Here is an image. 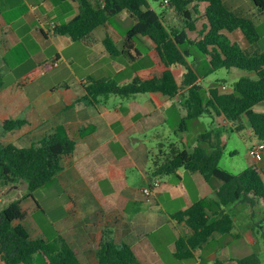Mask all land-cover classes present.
Returning <instances> with one entry per match:
<instances>
[{"label":"crops","instance_id":"0c3cea01","mask_svg":"<svg viewBox=\"0 0 264 264\" xmlns=\"http://www.w3.org/2000/svg\"><path fill=\"white\" fill-rule=\"evenodd\" d=\"M189 1L187 9L191 11L192 19L197 21V27L201 28L207 3ZM225 3L236 13L247 16L240 0H225ZM164 8L162 17L168 25L185 27L186 23L174 6ZM79 10L76 0H0V46L10 40L22 43L25 34H30L39 43L64 39L68 45H78L76 48L82 51L76 49L73 55H69V61H77L79 66L90 68L87 76L80 78L79 82L56 88V91L31 90L24 96L19 85L0 91V130L5 120H25L23 125L12 131H2L1 136L15 134L14 140L8 137L2 142L29 147L46 138L59 125L65 126L76 142L75 151L62 156L63 168L55 177L69 197L65 206L67 216L59 225V238L62 236L66 240L83 264L98 263L97 250L106 238L116 244L130 245L141 264H216L217 260L238 264V259L247 256L243 255L247 247L257 242L254 208L258 207L259 215L264 216L260 206H251L243 201L226 206L232 217L229 232H213L205 243L192 248L191 257L178 258L175 255L177 239L190 236L192 230L184 221H178L174 214L201 199H217V191L222 184L216 177L206 178L201 172H190L183 167L170 175L153 174V157L160 151L165 153L170 143L181 141L180 146L187 148L197 144V135L192 142L189 132L178 131L181 118L188 112L182 104L188 88L179 89L174 95L160 91L146 92L149 94L146 98L139 95L145 93H138L125 97L121 105L114 103V95L99 96L95 104L81 100L87 93L85 86L90 78L115 79L117 72L132 66L144 56L143 47L148 51L150 62L134 70L133 75L126 77L122 83L134 77L148 79L160 76L168 67L160 61L156 45L148 37L135 41L136 50L133 53L136 56L127 59V62L120 61L121 57L127 58L125 55L108 53L103 40L110 36L121 46L131 28L126 31L120 25L128 17L131 18L126 13L115 16L119 17V21L113 23V17L98 27L95 30L97 41L93 44L55 34L54 27L70 21ZM254 13L257 16L264 14ZM237 31L242 33L239 29L227 32L233 41H236L234 32ZM242 35L246 43L244 49L264 52L257 49L258 44L254 48ZM190 36L196 37L194 32ZM42 64L47 62L40 64L43 68ZM8 67L5 58L0 55V72ZM172 70L178 84H181L186 68L178 65ZM206 79L198 77L197 83L208 90L211 86ZM209 117L212 120L210 129L227 124L223 117ZM200 120L203 123V116ZM198 124V129L202 130L203 126ZM159 128L161 131L156 133ZM151 137H156L159 143L158 152L151 151L147 143ZM222 139L225 140L223 136ZM258 163L264 176V157ZM156 179L160 180V184L147 197L143 188ZM20 185L1 187L0 195L20 188ZM18 199L22 200V208L26 211L24 223L29 227L31 236L44 238L39 234L33 235L28 223L29 212L35 208L34 200L27 195ZM35 205L41 208L39 202ZM217 212L218 207L213 205L208 213L212 216ZM0 264L6 263L0 258Z\"/></svg>","mask_w":264,"mask_h":264},{"label":"trees","instance_id":"16d2710c","mask_svg":"<svg viewBox=\"0 0 264 264\" xmlns=\"http://www.w3.org/2000/svg\"><path fill=\"white\" fill-rule=\"evenodd\" d=\"M79 13L70 21L54 27L55 34L67 35L74 41L87 44L96 43L95 30L123 13L132 18L134 24L126 32L124 41L118 46L107 36L103 43L109 54L135 57V41L148 37L155 45L159 59L168 68L160 75L143 79L134 77L127 83H119L112 78H90L81 100L95 104L99 96L119 95L130 97L138 93L160 91L174 95L181 88H188L183 101L187 115L181 118L178 131H198L197 144L193 148L180 146V142L170 143L168 150L158 152L153 157L154 175L165 176L183 167L190 172H201L206 178L216 177L222 181L217 191V199H201L189 208L176 212L174 217L184 221L192 230L190 236H180L176 242L175 255L188 258L192 248L205 243L213 232L226 233L231 230L232 217L226 206L243 201L251 206H260L264 213V176L261 169L249 166L234 173L220 167L225 149L224 131L247 130L259 142H264V111L255 106L264 102V52L250 51L233 41L227 34L239 29L250 44L256 48L260 33L254 20L231 10L225 0H199L207 3L201 28L192 19L187 9L189 0H170L184 20L185 27L168 25L163 15L157 13L148 0H76ZM256 13H264V0H250ZM194 32L196 37L191 38ZM182 65L186 68L181 84H178L172 68ZM44 65L38 72L47 71ZM240 69L253 73V77L239 78L232 89L224 90L212 86L208 90L197 83L198 77L205 78L216 70ZM34 71L31 74L35 75ZM3 81L0 76V91ZM223 117L227 124L208 129L200 120L202 116ZM247 122V123H246ZM23 119H9L3 122V129L12 131L23 125ZM177 131V130H176ZM76 142L69 130L57 126L46 138L29 147H21L12 142L0 144V188L26 184L31 197L38 205L32 191L46 185L62 171V156L71 154ZM22 200L17 199L0 210V258L6 264H83L76 252L60 236L61 248L53 252L45 238H33L29 227L24 223L26 211ZM218 212L208 213L212 206ZM214 215H216L214 217ZM18 223L15 224V222ZM260 221H264V216ZM258 223L255 225L257 227ZM97 264H141L133 248L126 244H116L104 239L97 250ZM238 264H261L259 251L237 260ZM216 264H226L217 260Z\"/></svg>","mask_w":264,"mask_h":264},{"label":"rangeland","instance_id":"374dc122","mask_svg":"<svg viewBox=\"0 0 264 264\" xmlns=\"http://www.w3.org/2000/svg\"><path fill=\"white\" fill-rule=\"evenodd\" d=\"M148 1L152 8L159 14H163L165 11L164 7L168 6L163 3V0ZM240 5L245 9V14L254 19L256 22L257 29L260 33L257 49L264 51V14L260 16H257V14L255 15V10H253L252 2L250 0H240ZM119 20V17H114L112 22L114 23ZM133 24V20L129 17L125 22L120 23L121 27H125L126 31L128 27H132ZM234 37L242 48H246V43L244 39H242L243 35L241 32H234ZM23 38L22 43H16L10 40L6 44H3V46H0V55L5 58L7 64L9 65L7 69L4 68L3 71L0 72L3 81L2 88L19 85L20 88H23V95L25 96L30 94L31 90H55L56 88L64 85H73L75 82H79L80 78L87 76V71L90 68H83L84 66H79L77 61L72 63L69 61V55H71L76 49L79 50V48H76L78 45H68L64 39L59 38L49 40L48 43H39L30 34H25V37ZM142 49L144 52V56L142 58L134 62L132 66H127L123 71L115 74V79L118 82H125L126 80L124 79L129 75H133L134 70L139 69L150 62V56L147 55L148 51L144 47ZM133 55L136 56L135 53H133ZM127 59H131V57H121L120 61L127 62ZM42 62H47L46 65L52 64L53 67L39 74L38 72L42 69V66H40ZM33 71H36L39 75L36 74L35 76H32L31 73ZM105 75H107V73ZM243 76L253 77L254 75L251 72L240 69L233 68L227 70L225 68H221L207 76L206 83L211 87L220 86L221 88L222 83H225L227 84V89L225 90H230L235 82ZM59 95L60 94H58V98L60 97ZM139 95L141 97L145 96L144 98L149 96L148 93ZM114 96L116 98L113 101L117 105H121V103L125 100V97L119 95ZM183 96L186 97L187 93ZM263 109L264 102L255 106V110L257 111H264ZM211 121L212 120L209 116H203V124H205V126L209 129L212 126ZM199 127L200 126L198 124L196 129ZM200 129H198V131ZM2 131L7 132L4 129L0 130V144L4 143L2 141L7 140L6 138L8 137L13 140L15 139V134L1 136L3 134ZM155 131L157 133L161 131V129L159 128ZM198 131L188 133L190 141L193 142L195 135L198 137ZM223 133V137L225 139V149L220 160L221 168L238 173L249 166L256 165L259 167L258 162L260 161H255L250 155V147L253 144L259 143V140L256 137L253 135L249 136L247 130H242L240 132L224 131ZM148 141L149 142L147 143L151 151L158 152L159 150L157 149L159 148V143H157L156 137H151ZM24 186L25 184H22L20 185V188L7 192V194L3 192L0 195L2 198L0 201V210L19 197L27 195L29 190L26 186ZM32 194L41 206L39 209L34 203L35 208L33 207V209L29 212L28 223L31 227L32 233L33 235L39 234L43 236L48 241L51 250L53 252H58L61 248V243L59 242V235L61 231H59V225L63 218L67 216L65 206L69 202L68 194L55 177L46 185L33 190ZM100 201L102 202V199ZM254 209L255 221L260 222L256 228L258 232L255 235L257 242L254 246L247 247V252L243 255L248 256V254L250 255L252 252L257 250L260 253L261 264H264V221H260L263 217L259 215V208L256 207ZM36 262L43 264L41 256H36Z\"/></svg>","mask_w":264,"mask_h":264},{"label":"built area","instance_id":"2783aa9c","mask_svg":"<svg viewBox=\"0 0 264 264\" xmlns=\"http://www.w3.org/2000/svg\"><path fill=\"white\" fill-rule=\"evenodd\" d=\"M170 2V0H163V3L165 5H168ZM222 89H227V85L223 84L222 85ZM250 155L254 158L255 161H261L264 157V142H259L256 144H253L250 147ZM160 184V180L156 179L154 181H152L149 185L145 186L143 188V192L145 193V195L147 197H150L152 190L159 186Z\"/></svg>","mask_w":264,"mask_h":264}]
</instances>
